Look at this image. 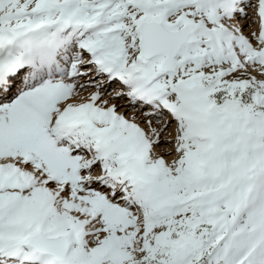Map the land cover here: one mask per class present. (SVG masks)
<instances>
[{"label": "snow or ice", "instance_id": "1", "mask_svg": "<svg viewBox=\"0 0 264 264\" xmlns=\"http://www.w3.org/2000/svg\"><path fill=\"white\" fill-rule=\"evenodd\" d=\"M0 264H264V0H0Z\"/></svg>", "mask_w": 264, "mask_h": 264}]
</instances>
